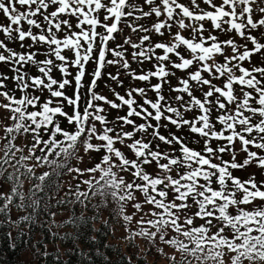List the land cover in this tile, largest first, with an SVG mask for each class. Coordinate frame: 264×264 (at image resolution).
Instances as JSON below:
<instances>
[{"label": "snow or ice", "instance_id": "obj_1", "mask_svg": "<svg viewBox=\"0 0 264 264\" xmlns=\"http://www.w3.org/2000/svg\"><path fill=\"white\" fill-rule=\"evenodd\" d=\"M252 2L0 0V223L20 264H45L41 230L75 252L101 218L125 264H264Z\"/></svg>", "mask_w": 264, "mask_h": 264}, {"label": "trees", "instance_id": "obj_2", "mask_svg": "<svg viewBox=\"0 0 264 264\" xmlns=\"http://www.w3.org/2000/svg\"><path fill=\"white\" fill-rule=\"evenodd\" d=\"M20 223H24L22 219ZM89 224L92 225V228L77 237L79 243L76 247L79 251L75 252L71 251L73 243L70 233L68 234L69 238L62 239L65 236L64 233H61L60 237L52 235L50 238L49 233L41 230L38 237L39 243L43 244L48 252L47 256L44 257L45 264H109V258H111L112 264H125V260L131 258L129 242L122 238H119V242H115L112 236L113 227L104 225L103 218L81 221V226L85 229H88ZM75 227L76 225L70 226V228ZM6 228V224L0 223V264H20L21 260L27 258V254L23 251L24 245L18 237L17 244L19 247L15 250L11 249L9 247L10 241L3 236V230ZM54 228L55 225H53ZM92 234H95L97 239L92 240L90 238ZM106 244H111L112 247L108 248ZM133 247L139 249L137 244H134ZM135 258L137 261L141 259L147 261V256L141 255L140 252L136 253Z\"/></svg>", "mask_w": 264, "mask_h": 264}, {"label": "rangeland", "instance_id": "obj_3", "mask_svg": "<svg viewBox=\"0 0 264 264\" xmlns=\"http://www.w3.org/2000/svg\"><path fill=\"white\" fill-rule=\"evenodd\" d=\"M250 6L253 8L254 12H256L257 15H260L262 18H264V14H261L258 11L260 7H264V0H253ZM261 59H264V56H262ZM123 235H125V232L123 229L120 228L119 225L115 226V230L112 229V236L115 242H119V238H121ZM135 244H137L139 249L142 248V245L140 243H135Z\"/></svg>", "mask_w": 264, "mask_h": 264}]
</instances>
